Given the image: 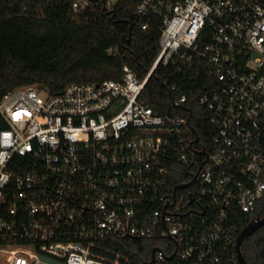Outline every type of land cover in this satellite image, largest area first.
<instances>
[{
    "label": "built area",
    "instance_id": "obj_1",
    "mask_svg": "<svg viewBox=\"0 0 264 264\" xmlns=\"http://www.w3.org/2000/svg\"><path fill=\"white\" fill-rule=\"evenodd\" d=\"M135 14L159 36L142 79L124 66L119 80L0 99V264H118L100 254L109 237L167 240L151 264H239L234 219L264 210V0H135ZM202 65L214 81L198 99L209 149L194 148L188 117L140 99L158 67L173 69L171 93ZM174 162L198 167L182 195L169 182Z\"/></svg>",
    "mask_w": 264,
    "mask_h": 264
},
{
    "label": "trees",
    "instance_id": "obj_2",
    "mask_svg": "<svg viewBox=\"0 0 264 264\" xmlns=\"http://www.w3.org/2000/svg\"><path fill=\"white\" fill-rule=\"evenodd\" d=\"M141 22L135 14V0H117L111 12L95 3L79 14L72 12L70 0H0V99L20 87L35 86L56 93L71 84L119 80L124 66L142 79L157 56L159 36L155 28L140 30ZM129 23L133 27L127 42ZM198 73V78L185 79L170 96L169 82L176 76L170 66H160L140 97L160 114L189 117L198 138L195 149L200 145L208 148L214 134L209 112L198 105L199 97L214 88L213 74L203 65ZM182 95L186 96L184 110L173 105ZM186 130L193 141L195 133L189 127ZM170 168L172 185L190 180L189 171L198 170H188L177 162ZM262 217L263 209L255 215L239 213L233 222L235 238L251 220ZM155 242L109 237L101 241L100 254L108 259L121 256L118 264H142L150 257ZM242 242L246 263L264 264V227ZM232 252L234 248L229 250ZM228 262L224 260L223 264Z\"/></svg>",
    "mask_w": 264,
    "mask_h": 264
},
{
    "label": "water",
    "instance_id": "obj_3",
    "mask_svg": "<svg viewBox=\"0 0 264 264\" xmlns=\"http://www.w3.org/2000/svg\"><path fill=\"white\" fill-rule=\"evenodd\" d=\"M132 27H133L132 23H129L128 34H127V42H129V39H130V34H131ZM168 93L171 96V93L170 92H168ZM189 115H190V112H189ZM187 123H188V119H187ZM188 126H189L190 130H192L195 133V131L190 127L189 123H188ZM197 142H198V138H197V135L195 133V139H194L193 143L196 144ZM197 154L198 155L201 154V155L205 156V160L202 162V164L205 163L206 160H207V157H208L206 148H203L200 152H197ZM202 164L200 165V169H201ZM189 184L190 183H183L182 185L174 186L173 194H176L177 189L187 188ZM261 227H264V217L259 218L256 221L249 222V224H247L244 228H242L240 230V233L237 235V237L235 239V253H236L237 260H238L239 264H247L246 260H244L243 253H242V243H243L242 241L246 237H248V236L252 235L253 233H255ZM159 250L160 249H158V248H153L151 250V253H150L149 262H143L142 264H151V262L153 260V257H154L155 251H159Z\"/></svg>",
    "mask_w": 264,
    "mask_h": 264
},
{
    "label": "flooded vegetation",
    "instance_id": "obj_4",
    "mask_svg": "<svg viewBox=\"0 0 264 264\" xmlns=\"http://www.w3.org/2000/svg\"><path fill=\"white\" fill-rule=\"evenodd\" d=\"M189 174L192 176V178L190 180L182 181L181 183L174 185V186H179V185H182L183 183H194L196 175H197V170L195 172L189 171ZM190 188H191V186L188 185L187 188L177 189L176 194L182 195V193H185L187 191V189H190Z\"/></svg>",
    "mask_w": 264,
    "mask_h": 264
},
{
    "label": "rangeland",
    "instance_id": "obj_5",
    "mask_svg": "<svg viewBox=\"0 0 264 264\" xmlns=\"http://www.w3.org/2000/svg\"><path fill=\"white\" fill-rule=\"evenodd\" d=\"M38 89H39V88H37L38 93H39L40 95H43L44 93L41 92V90H38ZM155 244H156L157 246H160L161 248H166V247L169 245V243L167 242V240H156Z\"/></svg>",
    "mask_w": 264,
    "mask_h": 264
}]
</instances>
